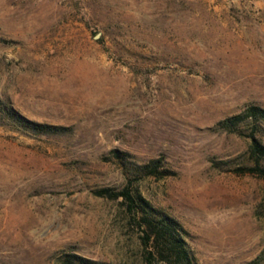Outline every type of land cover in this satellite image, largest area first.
Wrapping results in <instances>:
<instances>
[{
	"label": "rangeland",
	"instance_id": "374dc122",
	"mask_svg": "<svg viewBox=\"0 0 264 264\" xmlns=\"http://www.w3.org/2000/svg\"><path fill=\"white\" fill-rule=\"evenodd\" d=\"M0 100L64 128L0 125V264H143L120 199L93 194L127 183L113 150L168 171L128 179L192 264H264V180L238 172L264 120L221 124L264 109V0H0Z\"/></svg>",
	"mask_w": 264,
	"mask_h": 264
},
{
	"label": "trees",
	"instance_id": "16d2710c",
	"mask_svg": "<svg viewBox=\"0 0 264 264\" xmlns=\"http://www.w3.org/2000/svg\"><path fill=\"white\" fill-rule=\"evenodd\" d=\"M0 125H9L12 130L35 135L56 134L64 130L62 127L36 123L21 115L8 101L0 100ZM264 120V109L255 105H249L242 113L224 120L223 129L232 131L240 122ZM256 132L249 135V152L254 165L243 167L238 172L249 173L264 180V167L261 161L264 159V144L256 137ZM114 160L121 166L127 177V183L119 190L102 188L93 192L96 197L108 200L120 199L125 216L129 224L138 232L139 243L143 252V264H156L164 262L168 264H192L193 259L186 248L184 231L181 225L162 210L152 206L142 196L137 187H132L128 175L134 179L153 177L161 179L168 176V171L161 170V161L153 159L145 164L129 161L130 155L119 150L111 151ZM62 264H100L96 261L68 254Z\"/></svg>",
	"mask_w": 264,
	"mask_h": 264
},
{
	"label": "water",
	"instance_id": "95a60500",
	"mask_svg": "<svg viewBox=\"0 0 264 264\" xmlns=\"http://www.w3.org/2000/svg\"><path fill=\"white\" fill-rule=\"evenodd\" d=\"M99 37V34H97L96 36H95V38H98Z\"/></svg>",
	"mask_w": 264,
	"mask_h": 264
}]
</instances>
